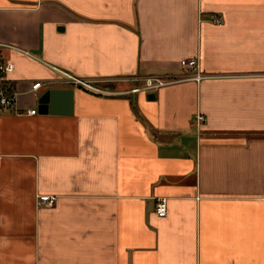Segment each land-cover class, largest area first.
Listing matches in <instances>:
<instances>
[{
	"label": "crops",
	"instance_id": "obj_1",
	"mask_svg": "<svg viewBox=\"0 0 264 264\" xmlns=\"http://www.w3.org/2000/svg\"><path fill=\"white\" fill-rule=\"evenodd\" d=\"M0 44V264H264V0H0Z\"/></svg>",
	"mask_w": 264,
	"mask_h": 264
},
{
	"label": "built area",
	"instance_id": "obj_2",
	"mask_svg": "<svg viewBox=\"0 0 264 264\" xmlns=\"http://www.w3.org/2000/svg\"><path fill=\"white\" fill-rule=\"evenodd\" d=\"M213 22L222 25L223 19L221 17H214ZM3 45L0 44V115L6 114V113H12V114H19V96L20 94L17 93L11 84L10 81V75H12L15 70L16 66L13 62L7 61L4 58L3 55ZM182 68L184 71H196L194 75H185V77H182L181 79H164V78H140L136 77L134 81L138 83H142L139 85V87L134 88L132 90L133 93H141V92H154L162 87H165L169 84L175 83L177 81H195L197 83H200L202 80L206 78V76L201 73L200 66L198 61L196 60H189L185 61L182 65ZM55 70H57L55 68ZM67 77V80L70 83L73 84H79L86 88L92 89L91 83H88L86 81H82L80 79H77L71 75H68L64 73ZM45 84L38 82L35 83L32 87V92L34 94H37L39 89H41ZM38 114V111L36 109H33L28 112L29 116H35ZM205 122V117L202 115H198L196 118L197 126H200ZM57 202V196L52 195H39L38 197V203L41 206L52 208L55 206ZM155 212L158 217L165 218L168 215V204L167 200L162 199L157 202Z\"/></svg>",
	"mask_w": 264,
	"mask_h": 264
},
{
	"label": "water",
	"instance_id": "obj_3",
	"mask_svg": "<svg viewBox=\"0 0 264 264\" xmlns=\"http://www.w3.org/2000/svg\"><path fill=\"white\" fill-rule=\"evenodd\" d=\"M153 94L148 95L153 100ZM38 113L46 114H71L73 108V91L63 89H49L37 99Z\"/></svg>",
	"mask_w": 264,
	"mask_h": 264
}]
</instances>
